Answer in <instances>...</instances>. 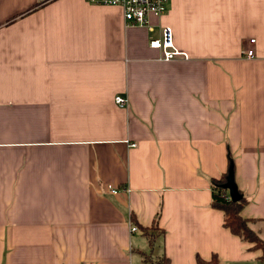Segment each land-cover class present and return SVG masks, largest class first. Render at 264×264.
<instances>
[{
	"label": "crops",
	"instance_id": "obj_1",
	"mask_svg": "<svg viewBox=\"0 0 264 264\" xmlns=\"http://www.w3.org/2000/svg\"><path fill=\"white\" fill-rule=\"evenodd\" d=\"M167 4L127 25L118 5L0 0V264H147L159 212L171 264H264L212 205L232 158L264 236V0ZM165 26L188 58L151 46Z\"/></svg>",
	"mask_w": 264,
	"mask_h": 264
},
{
	"label": "trees",
	"instance_id": "obj_2",
	"mask_svg": "<svg viewBox=\"0 0 264 264\" xmlns=\"http://www.w3.org/2000/svg\"><path fill=\"white\" fill-rule=\"evenodd\" d=\"M233 162V159L230 158V163ZM231 165V164H230ZM228 171L220 177V179H212V205L214 207L220 208L224 212V226L228 227L232 233L241 237L243 240H246L253 244V248H261L263 254L261 259L264 261V236L253 227L258 218H248L242 214L244 206L248 203V197L243 194V197L238 201L232 200L230 192L227 188H223L222 184L227 180ZM241 192V190H240ZM243 193V192H242ZM160 212L157 214L154 222L151 226H144L141 224L140 228L142 229L144 235L149 239L150 242V252L144 253L145 261L147 264H171L170 257L166 254L163 255H153V247L155 245L157 237L164 232L163 228L158 224V218ZM133 224H136L135 219H132ZM197 264H223L220 257L217 253H214L211 259H203L198 256Z\"/></svg>",
	"mask_w": 264,
	"mask_h": 264
},
{
	"label": "built area",
	"instance_id": "obj_3",
	"mask_svg": "<svg viewBox=\"0 0 264 264\" xmlns=\"http://www.w3.org/2000/svg\"><path fill=\"white\" fill-rule=\"evenodd\" d=\"M95 4H105L112 6H121L123 9L124 20L127 25L140 24L147 25L150 24L149 17L151 15L161 16L168 6L170 0H89ZM161 38H152L150 43L151 46L160 48L163 53V58L166 60H171L177 58V56H183L188 58L187 52L181 50L174 45L173 34L169 26H165L162 31ZM255 41L251 38L250 43ZM244 54L246 57H254L256 55L255 48L249 46L244 49ZM128 99L119 94L116 96V103L118 105H127ZM135 145V144H133ZM110 190L113 193H117L119 190L115 186L110 185ZM138 230V227L133 225L132 231Z\"/></svg>",
	"mask_w": 264,
	"mask_h": 264
},
{
	"label": "water",
	"instance_id": "obj_4",
	"mask_svg": "<svg viewBox=\"0 0 264 264\" xmlns=\"http://www.w3.org/2000/svg\"><path fill=\"white\" fill-rule=\"evenodd\" d=\"M234 174H235V163L231 162V165L229 167L228 174L226 177L227 180L226 182H224V184H222V187L223 188L225 187L228 189V192H230V196L232 200L238 201L239 199L243 197V193L240 192V189L238 188Z\"/></svg>",
	"mask_w": 264,
	"mask_h": 264
}]
</instances>
